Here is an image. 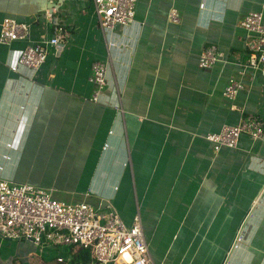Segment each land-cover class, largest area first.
<instances>
[{
    "label": "crops",
    "instance_id": "1",
    "mask_svg": "<svg viewBox=\"0 0 264 264\" xmlns=\"http://www.w3.org/2000/svg\"><path fill=\"white\" fill-rule=\"evenodd\" d=\"M135 2L128 26L103 31L91 0H0V28L29 26L27 40L0 44V179L105 201L127 226L138 215L155 264H264V135L217 152L204 138L247 116L264 124V76L247 65L239 27L264 15V0ZM56 26L69 34L63 46L38 71L19 65ZM211 45L228 62L202 70ZM96 61L107 73L93 102ZM231 77L244 88L229 100ZM59 258L69 249L0 237V264Z\"/></svg>",
    "mask_w": 264,
    "mask_h": 264
},
{
    "label": "built area",
    "instance_id": "2",
    "mask_svg": "<svg viewBox=\"0 0 264 264\" xmlns=\"http://www.w3.org/2000/svg\"><path fill=\"white\" fill-rule=\"evenodd\" d=\"M91 3L103 31L126 27L135 18V0H91ZM169 21L172 24L180 22L176 9H171ZM239 27L246 32L247 65L264 76L263 13L253 11L245 14ZM28 35L27 24L4 19L0 28V44L25 41ZM68 37L65 29L56 26L53 36L45 44L25 46L18 64L38 71L46 61L48 48L59 46ZM220 61L228 62L211 45L202 51L198 66L208 70ZM106 73L105 63H92L88 80L92 86L93 102H98L106 86ZM243 88L241 81L231 77L225 86L224 96L232 100ZM241 135L260 139L264 135V124L256 117L247 116L237 125L224 126L218 133H209L204 138L217 152L222 147L235 149ZM0 234L4 239L23 240L39 249L49 246L88 249L92 254L88 264H155L138 215L127 226L113 207L103 210L84 200L66 203L56 199L49 189L19 185L3 179H0ZM57 261L67 264L62 258Z\"/></svg>",
    "mask_w": 264,
    "mask_h": 264
},
{
    "label": "trees",
    "instance_id": "3",
    "mask_svg": "<svg viewBox=\"0 0 264 264\" xmlns=\"http://www.w3.org/2000/svg\"><path fill=\"white\" fill-rule=\"evenodd\" d=\"M67 264H88L92 260V254L88 249L71 246Z\"/></svg>",
    "mask_w": 264,
    "mask_h": 264
},
{
    "label": "rangeland",
    "instance_id": "4",
    "mask_svg": "<svg viewBox=\"0 0 264 264\" xmlns=\"http://www.w3.org/2000/svg\"><path fill=\"white\" fill-rule=\"evenodd\" d=\"M53 194V193H52ZM55 197V196H54ZM60 200H62V201H64V202H66V203H73V202H80L81 201V199H78V200H70L69 198H61ZM87 202V201H86ZM89 202V201H88ZM89 203H91V202H89ZM92 205H94L95 206V204L94 203H91ZM15 241V240H14ZM24 242H26V241H24ZM28 243V242H27ZM70 248H72V247H69L68 249H70Z\"/></svg>",
    "mask_w": 264,
    "mask_h": 264
},
{
    "label": "water",
    "instance_id": "5",
    "mask_svg": "<svg viewBox=\"0 0 264 264\" xmlns=\"http://www.w3.org/2000/svg\"><path fill=\"white\" fill-rule=\"evenodd\" d=\"M62 46H63V45L60 44V45L57 46L56 48H57V49H60ZM104 202H105V201H102V202H101V206H100V208H104V207L108 206V204H106V206H103V203H104ZM0 237H1V234H0Z\"/></svg>",
    "mask_w": 264,
    "mask_h": 264
}]
</instances>
